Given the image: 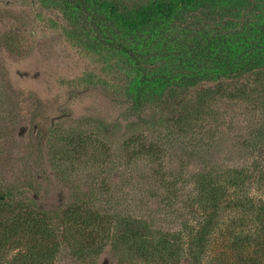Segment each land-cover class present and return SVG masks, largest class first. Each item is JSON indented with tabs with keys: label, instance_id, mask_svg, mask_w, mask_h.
Returning <instances> with one entry per match:
<instances>
[{
	"label": "rangeland",
	"instance_id": "1",
	"mask_svg": "<svg viewBox=\"0 0 264 264\" xmlns=\"http://www.w3.org/2000/svg\"><path fill=\"white\" fill-rule=\"evenodd\" d=\"M115 1L131 5L145 0ZM67 27L51 3L0 0V188L17 190L20 197L33 198L49 210L105 183L109 189H98L97 206L110 214L140 217L159 230H176L180 211L166 206V189L185 197L192 175L205 165L234 167L248 157H264V147L247 141L257 136L264 142L260 72L188 89L149 112V124L139 125L129 143L130 136L120 137L125 129L117 128L109 139L95 142L93 153L91 146L82 153L72 151L67 142L76 129L94 131L88 119L107 125L124 122L123 107L112 95L120 72L104 65L81 38L67 37ZM81 119L88 123L81 125ZM149 146L153 154L144 153ZM258 194L264 195L261 188ZM241 216L235 208L221 211L208 256L213 260L205 264L233 263L240 249L231 248V234L242 230L243 220L249 225ZM5 223L0 218V228ZM15 253L10 250L2 257L0 252V264H12ZM97 253L82 262L61 249L53 264H117L108 248ZM181 261L191 264L187 257Z\"/></svg>",
	"mask_w": 264,
	"mask_h": 264
},
{
	"label": "trees",
	"instance_id": "2",
	"mask_svg": "<svg viewBox=\"0 0 264 264\" xmlns=\"http://www.w3.org/2000/svg\"><path fill=\"white\" fill-rule=\"evenodd\" d=\"M42 3H51L62 13L67 37L81 38L104 65L107 62L120 72V85L112 95L123 107L125 125L88 119L94 131L85 134L76 129L67 142L72 151L82 153L91 146L93 153L95 142L109 139L117 128L125 129L121 138L130 136L127 143L135 140L131 135L139 125L149 124L145 120L149 112L188 89L264 74V0ZM247 141L264 147L257 136ZM153 151L151 146L144 148V153ZM245 160L234 167L205 165L192 175V188L185 197L165 190L166 206L180 211L176 230H159L140 217L110 214L97 206L98 189L102 185L109 189L105 183L49 210L33 198L20 197L17 190L0 188V218L6 222L0 228L1 256L14 250L12 264H53L61 249H69L76 259L88 262L89 256L108 248L117 264H181L184 257L191 264L211 263V238L221 211L235 208L249 225L243 220L242 230L231 234V248L240 249L231 264H264V195L258 194L260 188L264 194V157ZM214 255L220 262L218 251Z\"/></svg>",
	"mask_w": 264,
	"mask_h": 264
}]
</instances>
